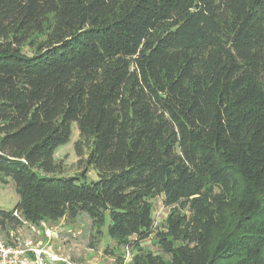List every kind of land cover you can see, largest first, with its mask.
<instances>
[{
  "label": "trees",
  "instance_id": "1",
  "mask_svg": "<svg viewBox=\"0 0 264 264\" xmlns=\"http://www.w3.org/2000/svg\"><path fill=\"white\" fill-rule=\"evenodd\" d=\"M0 180L5 235L85 213L133 264H264V0H0Z\"/></svg>",
  "mask_w": 264,
  "mask_h": 264
},
{
  "label": "rangeland",
  "instance_id": "2",
  "mask_svg": "<svg viewBox=\"0 0 264 264\" xmlns=\"http://www.w3.org/2000/svg\"><path fill=\"white\" fill-rule=\"evenodd\" d=\"M41 37V36H40ZM28 49L25 47V50ZM72 131L69 142L58 147L55 152L57 174L65 176H77L85 171L86 181L97 178L95 169L86 162L88 148L82 149V155L76 153V143L79 139V131L75 123L71 124ZM15 185L12 181L0 180V207L9 210L18 202ZM153 224L157 230L164 228L165 219L169 211L164 204L163 196L151 199ZM51 232L47 239L43 230ZM1 237L9 243L18 242L25 247L42 242L51 244L56 254L63 260L54 264H133L134 249L126 247L112 240L107 234V226L97 227L92 225L87 214L81 213L73 220L64 217L57 221H44L37 225L23 223L20 227ZM48 240V241H47ZM146 252H159V245L153 235L140 243Z\"/></svg>",
  "mask_w": 264,
  "mask_h": 264
},
{
  "label": "built area",
  "instance_id": "3",
  "mask_svg": "<svg viewBox=\"0 0 264 264\" xmlns=\"http://www.w3.org/2000/svg\"><path fill=\"white\" fill-rule=\"evenodd\" d=\"M43 234L49 239L51 232L44 229ZM61 260L49 243L38 242L25 247L18 242H6L0 235V264H54Z\"/></svg>",
  "mask_w": 264,
  "mask_h": 264
}]
</instances>
